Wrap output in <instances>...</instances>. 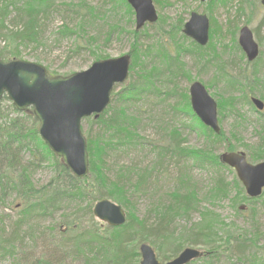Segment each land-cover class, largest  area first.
I'll list each match as a JSON object with an SVG mask.
<instances>
[{"label": "rangeland", "instance_id": "obj_1", "mask_svg": "<svg viewBox=\"0 0 264 264\" xmlns=\"http://www.w3.org/2000/svg\"><path fill=\"white\" fill-rule=\"evenodd\" d=\"M6 1L15 0H0V6ZM82 3L86 18L72 9V6ZM52 4L50 11H53L40 40L21 46L19 59L42 64L50 74L67 76L89 68L100 58H115L133 50L138 55L134 73L130 71L128 79L115 86L112 104H118L120 97L117 92H122L132 82L144 80L145 91L138 100L129 101L127 107L128 115L134 114L140 119L136 131L142 137L143 146H134L135 142L129 148L123 146L120 148L122 153L109 152L107 160L110 176L114 180L117 176L124 179L123 184L131 195L132 204L129 206L138 218H146L150 225L155 224L157 216L153 210L171 202L169 197L172 198L176 190V181L183 166L191 168L189 182L197 188V196L206 200L204 192L212 182V171L188 164L187 156H173L171 153L167 154L162 165L159 154L154 150L155 146L167 143L175 131L181 132L185 151L208 143L202 130L191 125L192 115L187 111L191 107L190 86L194 81L203 83L218 103L224 138L215 145V152L221 154L233 147V150L246 152L252 163L264 160V110H258L251 102L252 97L264 101V6L261 0H217L212 4L201 0H154L159 19L140 29L136 25L135 12H129L122 0H53ZM91 7L93 12L89 11ZM193 11L205 13L210 18V40L205 46H196V42L183 32V26ZM11 18L7 17V26L16 30ZM65 23L74 31L73 34L63 36L58 33ZM243 25L253 30L260 46V54L254 61L248 60L238 42ZM5 45L2 38L0 46ZM78 45L84 47L77 49ZM196 49L201 50L200 55ZM137 72H143L145 78H139ZM11 105L8 98L2 100L3 119L7 115L18 116ZM20 116L25 119L27 128L35 127L33 118ZM95 118L92 115L82 122L87 139L90 134L96 136L101 133L100 124L94 123ZM1 126L4 125L0 122ZM24 158L30 160L32 157L28 153ZM35 162L37 167L32 170V181L37 189H41L53 180L57 171L50 160ZM129 167L132 168L131 175L118 173V170ZM141 171L149 175L146 183L142 184L146 188L132 192L137 179L134 176ZM224 176L229 186L228 197L215 204L200 201L186 215L187 218H177L176 226L179 227L175 234L178 236L181 229L193 227L207 208L205 217L217 215L230 228V233L225 236L217 230L219 236H215V240L222 237L217 245L225 246L231 235L232 238L240 235V240L247 241L243 244L245 246L238 247L243 242L238 243L231 251L221 253L215 264H264V195L254 202L248 201L245 189L239 190L236 186V172H224ZM9 194L6 203L0 204L1 234L10 232L22 209L18 194ZM86 203L83 201L81 204L85 206ZM76 207L73 202L68 208L51 215L31 218L22 226L14 251L0 253V264H86L85 256L91 260L92 255L87 252L83 256L76 252L72 234L66 229L67 222L79 216L80 229L84 231L93 226L94 220L101 227L99 233L103 236L107 234L105 229L108 225L102 226L94 214L92 219L83 207ZM125 209L129 214L131 210ZM188 245L207 251L203 245ZM152 246L162 262L174 258H163L157 245ZM240 251L244 252L241 253L242 261L236 258ZM195 263L204 264V261Z\"/></svg>", "mask_w": 264, "mask_h": 264}, {"label": "trees", "instance_id": "obj_2", "mask_svg": "<svg viewBox=\"0 0 264 264\" xmlns=\"http://www.w3.org/2000/svg\"><path fill=\"white\" fill-rule=\"evenodd\" d=\"M122 1L126 4L128 11L133 13V9L127 0ZM216 1L210 0L209 3L212 4ZM52 3L53 0H15L6 1L3 6H0V15L2 16L0 42L2 38L6 41L5 46H0V56L2 58L7 60L18 58L22 53L20 51L21 46L38 43L46 21L49 20L50 12L53 11H50ZM83 7L82 3L72 6V9H75L77 15L80 14L81 17L86 18L87 14L82 12ZM89 11L93 12V8H89ZM11 16L10 21L17 26L16 30H10L11 28L7 26V20ZM19 24L22 25L20 26L21 29L18 27ZM3 31H5V34H3ZM58 33L68 36L73 34L74 31L65 23ZM194 44L200 46L197 43ZM83 47L78 45L77 49ZM134 48L136 47L134 46ZM196 51L199 55L201 54V50L196 49ZM133 52L135 51L133 50L130 53L134 60L130 67L132 74L134 73L133 67L136 65L135 58L138 57ZM137 73H139V78H145L146 76L143 72L141 74L140 72ZM143 83L144 80L132 82L122 92H117L120 97L118 104H112L111 102L108 108L94 119V123L100 124L101 133L96 136L90 134L88 137L90 171L81 178L75 177L67 164L41 138L38 132L39 123L32 110L27 109L21 112L14 105H11L18 116L9 117L7 115L3 119L5 113L0 104V122L4 125L0 127V204L6 203L7 196L10 195L9 192L17 193L22 204V209L19 210L20 216L15 220L10 232L1 234L2 230H0V253L2 251L5 253L14 251L16 239L22 226L34 216L51 215L57 210L68 208L74 202L77 204L76 208L83 207L94 219L92 206L97 200L104 197L113 199L131 211L125 224L116 227L108 226L105 229L107 234L104 236L99 233L101 227H98L94 220L92 222L95 226H91L84 231L80 229L81 220L79 216L74 217V220H71L70 223L67 222L66 229L72 234L76 252H80L83 256L87 252L92 255L91 260H88L85 256L87 259L86 264H139L141 253L137 247L142 242L157 245V249L163 258L176 257L185 247L190 246L188 244L206 246L208 253L190 264H196L195 262L198 260L204 261V264H215V260L221 253L231 251L233 247L239 245L238 243L243 242L238 247L245 246L243 244L247 241L245 239L240 240L242 239L240 235L235 238L231 237L233 235L229 236L225 246L217 245L220 238H222L215 240V236H219L216 234L217 230H221L223 236H225L226 233H230V228L217 215L213 214L214 218L213 215L205 217L206 207H204L206 210L200 221L196 222L190 229L188 227L181 229L178 236L175 234V230L179 227L176 226L178 224L177 218L183 216V218H187L186 215L191 213L200 201L215 204L224 201L228 197L229 186L226 183L224 172L234 171L224 164L219 154L215 152V145L221 143L224 138L223 130L220 133L214 132L200 120L191 107L190 109L187 108V111L192 115L191 125L202 130L208 143L201 148L185 151L182 148L184 140L181 137V132L175 131L170 135V138L166 141L167 143H163L160 147L155 146L154 150L159 154L162 162L160 164L162 165L167 154L171 153L173 156H187V161L192 163V166L212 171V182L204 192L206 200L197 196V188L189 182L188 168L183 167L176 181V190L173 192L172 198L169 197L171 202L164 207L156 206L154 208L153 211L157 216L156 222L154 225H150L146 218H138L129 206L132 202L130 203L129 190L123 184L124 179L117 176V179L114 180L110 176L107 163L109 152H121V147L129 148L134 142V146H143L142 137L136 131L140 119L134 114L131 116L127 114L128 102L136 100L145 91ZM146 86L150 88V85L146 84ZM182 110L184 109L182 108ZM21 114L33 118L35 127L27 128L25 119L20 116ZM228 149L233 150V147ZM28 153L32 158L25 160L24 156ZM42 159L52 161L57 173L48 185L37 189L32 181V170L37 167L35 161L41 162ZM120 172L124 175H131L132 168L120 169L118 173L121 174ZM146 176H149L146 171H141L136 177L134 176L137 179L135 189H132V192L146 188L142 185L147 181ZM235 183L239 190L244 189L237 177H235ZM246 198L251 202L258 200V198H251L248 195ZM83 201L87 202L85 206L81 204ZM66 210L64 209V211ZM104 225L106 224L102 222V226ZM238 253L240 254L236 258L238 261H242L241 253L244 252L240 251Z\"/></svg>", "mask_w": 264, "mask_h": 264}, {"label": "water", "instance_id": "obj_3", "mask_svg": "<svg viewBox=\"0 0 264 264\" xmlns=\"http://www.w3.org/2000/svg\"><path fill=\"white\" fill-rule=\"evenodd\" d=\"M206 1V0H202ZM136 12L137 28L155 22L158 13L153 0H128ZM264 5V0H262ZM210 20L206 14L193 11L185 23L184 33L201 45L209 41ZM239 43L248 59L259 55V44L253 30L244 25L240 29ZM131 55L95 61L89 68L67 76H50L42 64L0 56V101L7 95L19 110L32 107L39 121V134L48 146L67 163L73 174L84 177L90 169L87 138L82 130V120L91 115L99 116L109 106L116 84L127 80ZM193 110L215 132H220L218 103L206 86L195 81L190 87ZM258 109L264 101L253 97ZM221 159L235 168L237 175L251 197L262 194L264 189V161L253 164L244 151H225ZM95 217L109 226L126 222V210L109 198L98 200L93 207ZM140 264H187L202 257L205 252L186 247L177 257L161 262L148 243L140 246Z\"/></svg>", "mask_w": 264, "mask_h": 264}, {"label": "bare ground", "instance_id": "obj_4", "mask_svg": "<svg viewBox=\"0 0 264 264\" xmlns=\"http://www.w3.org/2000/svg\"><path fill=\"white\" fill-rule=\"evenodd\" d=\"M187 163L189 164V162L187 161ZM191 165H192V163H191ZM183 167H187V166H183ZM188 168V174L190 173V171H191V168L190 167H187ZM128 195H129V198H130V194L128 193Z\"/></svg>", "mask_w": 264, "mask_h": 264}]
</instances>
